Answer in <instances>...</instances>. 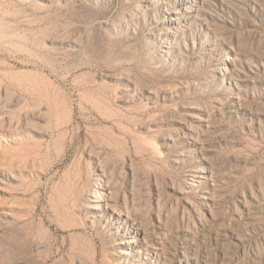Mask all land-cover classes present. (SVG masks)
I'll use <instances>...</instances> for the list:
<instances>
[{"label": "rangeland", "instance_id": "obj_1", "mask_svg": "<svg viewBox=\"0 0 264 264\" xmlns=\"http://www.w3.org/2000/svg\"><path fill=\"white\" fill-rule=\"evenodd\" d=\"M0 264H264V0H0Z\"/></svg>", "mask_w": 264, "mask_h": 264}, {"label": "bare ground", "instance_id": "obj_2", "mask_svg": "<svg viewBox=\"0 0 264 264\" xmlns=\"http://www.w3.org/2000/svg\"><path fill=\"white\" fill-rule=\"evenodd\" d=\"M98 192H99V191H98ZM103 206H104V205H103ZM96 209H98V210H99V209H100V207H98V206H97V207H96Z\"/></svg>", "mask_w": 264, "mask_h": 264}]
</instances>
